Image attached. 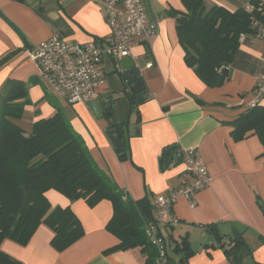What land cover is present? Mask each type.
<instances>
[{
  "label": "crops",
  "instance_id": "obj_1",
  "mask_svg": "<svg viewBox=\"0 0 264 264\" xmlns=\"http://www.w3.org/2000/svg\"><path fill=\"white\" fill-rule=\"evenodd\" d=\"M142 1L149 19L158 21L156 37L135 40L132 51L146 88L142 104H133L135 100L122 79L121 63L105 58L100 67L106 79L97 93L110 94L112 105L98 120L87 105L58 101L28 57L29 51L54 37L72 47L103 42L111 29L102 0H0V60L20 51L0 66V93L8 80L27 84L31 103L25 107L23 119L14 121L26 133L35 123L56 115L49 97L57 101L97 165L133 200L148 199L154 218L156 197L185 183L182 153L196 150L212 182L195 195V206L184 197L177 199L173 216L179 220L178 225H159L174 264H231L220 246L221 237L208 230L211 225L225 236L224 240L233 230L242 233L254 251L244 263L264 264V147L253 133L239 142L232 137V123L249 110L254 99L264 42L243 35L229 80L221 87L210 88L187 66L177 22L170 14L173 10L186 11L182 0ZM250 1L203 0L207 10L219 6L230 12ZM260 106L264 107V98ZM110 109L112 115L106 116ZM120 126L124 127L123 139L128 146L125 159L119 157L107 136L108 131ZM168 147H175L176 154L165 168L161 159ZM46 197L53 208L73 211L84 236L67 250L57 252L51 246L53 232L42 225L27 246L4 241L1 249L9 256L22 264H145L141 248L106 253L120 244L119 238L107 230L114 213L110 201L91 208L85 200L71 202L54 190ZM184 238L194 252L187 261L172 253L174 242L180 244Z\"/></svg>",
  "mask_w": 264,
  "mask_h": 264
},
{
  "label": "trees",
  "instance_id": "obj_2",
  "mask_svg": "<svg viewBox=\"0 0 264 264\" xmlns=\"http://www.w3.org/2000/svg\"><path fill=\"white\" fill-rule=\"evenodd\" d=\"M182 2L186 11L173 10L170 14L177 22L186 64L208 87H221L230 78L229 69L240 48L241 37L252 32L251 16L245 8L230 12L215 6L207 10L203 0ZM19 53L15 51L5 56L0 66ZM49 101L56 115L35 123L31 132L26 133L14 121L23 119L25 107L31 103L27 84L8 80L0 93V264H22L1 249L3 242L10 240L27 246L42 225L53 232L51 246L57 252L67 250L84 236V228L70 208L51 206L46 197L51 190L71 202L85 200L91 208L110 201L114 213L107 230L119 238L120 244L106 253L141 248L146 256L145 264H162L159 251L145 228L148 222L155 220L149 200L135 201L123 191L97 165L59 103L50 97ZM105 114L111 116V109ZM232 125L235 141L245 140L253 133L264 147L263 106L248 110ZM123 128L114 129L122 139ZM127 147L123 139L122 148L117 150L121 159L127 157ZM175 154V147L164 149L162 166L168 168ZM207 228L214 236L221 237L220 246L231 264H243L247 258H252L254 251L247 246L242 233L233 230L224 240L225 236L215 231L216 226ZM174 244L172 253L183 261L194 255L187 238ZM165 263L174 264L168 251Z\"/></svg>",
  "mask_w": 264,
  "mask_h": 264
},
{
  "label": "built area",
  "instance_id": "obj_3",
  "mask_svg": "<svg viewBox=\"0 0 264 264\" xmlns=\"http://www.w3.org/2000/svg\"><path fill=\"white\" fill-rule=\"evenodd\" d=\"M107 12L111 34L103 42H90L78 47L54 37L29 51L28 57L39 69L40 78L49 85L54 96L68 105H89L97 100V90L105 83L100 65L105 58L118 65L132 57L135 40H150L158 33V21H151L142 0H102ZM251 16L253 40L264 42V0H253L244 7ZM254 99L247 109L259 106L264 98V60L256 85ZM185 165V183L166 195L156 197L157 217L146 224V232L158 249L162 264H166L167 246L160 234L159 225H178L173 216V205L179 197L193 201L195 195L207 189L212 178L196 150L181 155ZM195 206V202H192Z\"/></svg>",
  "mask_w": 264,
  "mask_h": 264
},
{
  "label": "water",
  "instance_id": "obj_4",
  "mask_svg": "<svg viewBox=\"0 0 264 264\" xmlns=\"http://www.w3.org/2000/svg\"><path fill=\"white\" fill-rule=\"evenodd\" d=\"M122 79L126 81L129 92L137 104H142L146 98V88L144 86L143 80L141 79V71L136 64V61L130 57L122 60ZM108 103V105H107ZM112 97L110 94L100 95L97 100L89 103V108L91 109L93 115L98 119H102L103 110L111 107ZM107 136L109 137L114 148L119 150L123 146V139L121 136H116L115 131H108Z\"/></svg>",
  "mask_w": 264,
  "mask_h": 264
},
{
  "label": "rangeland",
  "instance_id": "obj_5",
  "mask_svg": "<svg viewBox=\"0 0 264 264\" xmlns=\"http://www.w3.org/2000/svg\"><path fill=\"white\" fill-rule=\"evenodd\" d=\"M248 263V262H247ZM247 263H244V264H247Z\"/></svg>",
  "mask_w": 264,
  "mask_h": 264
}]
</instances>
